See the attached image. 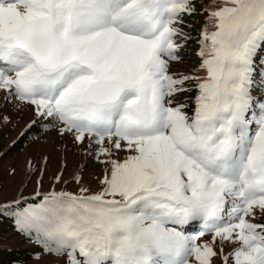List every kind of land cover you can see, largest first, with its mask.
Segmentation results:
<instances>
[{
  "label": "snow or ice",
  "instance_id": "6c2138e0",
  "mask_svg": "<svg viewBox=\"0 0 264 264\" xmlns=\"http://www.w3.org/2000/svg\"><path fill=\"white\" fill-rule=\"evenodd\" d=\"M26 114L13 145L54 133L100 167L44 190L28 161L0 219L34 259L264 264V0H0V128Z\"/></svg>",
  "mask_w": 264,
  "mask_h": 264
},
{
  "label": "rangeland",
  "instance_id": "374dc122",
  "mask_svg": "<svg viewBox=\"0 0 264 264\" xmlns=\"http://www.w3.org/2000/svg\"><path fill=\"white\" fill-rule=\"evenodd\" d=\"M202 20L203 17H195L188 22L194 25V29H199ZM196 48L197 45L191 42L185 52L194 53ZM194 59H196L194 55H186L184 62L179 65L180 70L190 69L191 61ZM26 119L27 114L14 129L0 128V152H6L5 155L0 156V201L14 199L20 192L25 197H32L37 188L36 176L32 177L30 183L26 180V165L31 160L38 171L43 170L44 157L48 158L44 190L49 189L51 177L60 169H64V178L70 180L81 164L85 165L82 173L84 183L93 189L97 187L94 176L100 171L99 165L86 159L70 142H67L66 150L64 147L66 141L56 137L54 133H50L48 138L41 136L35 142L21 138L13 145L12 141L19 136ZM11 168L16 169L15 173L10 174ZM22 185L26 187L22 188ZM77 187L74 181L68 185L70 191H75ZM0 249H3L2 253L7 257L3 260L0 254V260L3 261L1 264H51V257L47 255L40 260L34 259V254L41 251L40 247L18 234L11 224L3 225L2 219H0Z\"/></svg>",
  "mask_w": 264,
  "mask_h": 264
},
{
  "label": "trees",
  "instance_id": "16d2710c",
  "mask_svg": "<svg viewBox=\"0 0 264 264\" xmlns=\"http://www.w3.org/2000/svg\"><path fill=\"white\" fill-rule=\"evenodd\" d=\"M30 198H31V197H30ZM2 224H3V225H5V224H11L12 226H14V224H13V222H12L11 219H2ZM2 251H3V249H0V254H1L3 260H4V259L7 258V257L4 256V254L2 253ZM2 262H3V261L0 260V264H1Z\"/></svg>",
  "mask_w": 264,
  "mask_h": 264
}]
</instances>
